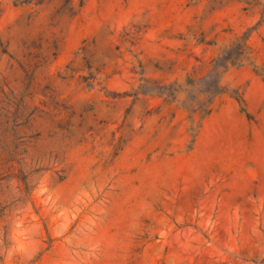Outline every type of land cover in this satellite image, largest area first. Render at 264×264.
Segmentation results:
<instances>
[{"label":"rangeland","instance_id":"rangeland-1","mask_svg":"<svg viewBox=\"0 0 264 264\" xmlns=\"http://www.w3.org/2000/svg\"><path fill=\"white\" fill-rule=\"evenodd\" d=\"M0 264H264V0H0Z\"/></svg>","mask_w":264,"mask_h":264}]
</instances>
